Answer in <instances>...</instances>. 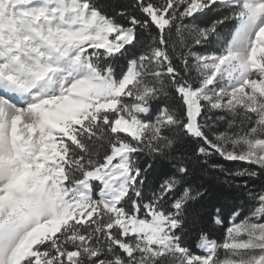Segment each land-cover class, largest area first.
<instances>
[{"label":"snow or ice","instance_id":"6c2138e0","mask_svg":"<svg viewBox=\"0 0 264 264\" xmlns=\"http://www.w3.org/2000/svg\"><path fill=\"white\" fill-rule=\"evenodd\" d=\"M0 264H264V0H0Z\"/></svg>","mask_w":264,"mask_h":264},{"label":"trees","instance_id":"16d2710c","mask_svg":"<svg viewBox=\"0 0 264 264\" xmlns=\"http://www.w3.org/2000/svg\"><path fill=\"white\" fill-rule=\"evenodd\" d=\"M105 2H107V0H105ZM161 175V169L158 167L157 170H156V173H154V176H153V179H157L159 178ZM214 235L215 236H219V232L216 231L214 232ZM189 240L193 242V246L195 247V241H194V238L192 236L189 237Z\"/></svg>","mask_w":264,"mask_h":264}]
</instances>
